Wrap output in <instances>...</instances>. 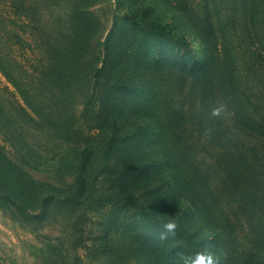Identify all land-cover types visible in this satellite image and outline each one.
I'll use <instances>...</instances> for the list:
<instances>
[{"label": "rangeland", "instance_id": "1", "mask_svg": "<svg viewBox=\"0 0 264 264\" xmlns=\"http://www.w3.org/2000/svg\"><path fill=\"white\" fill-rule=\"evenodd\" d=\"M58 1L81 2L95 20L90 48L75 64L81 73L64 103L63 128L36 126L14 135L17 94L0 70V127L25 146L16 160L28 162L26 171L0 163V264H209V257L211 264H264V0H198L200 16L207 5L218 20L214 40L227 43L235 62L233 70L201 74L196 87L192 64L206 51L200 24L185 10L195 0ZM37 2L43 7L47 0ZM107 41L118 62L97 86L93 72L103 64ZM11 51L23 54L17 44ZM117 87L124 90L117 109L105 114L102 97L113 103ZM131 112L135 123L124 129L118 119ZM97 126L106 130L97 134ZM130 130L138 133L110 145L112 131L120 138ZM0 145L14 157L1 132ZM84 148L90 153L81 160ZM225 153L245 154L236 163L245 169L251 162L258 176L248 169L246 183L221 180L220 198L196 207L175 170L183 171L192 154ZM81 168L88 187L83 199L74 189ZM32 195L62 202L45 203L26 218L9 213L10 196L33 202ZM169 223L176 227L169 230Z\"/></svg>", "mask_w": 264, "mask_h": 264}, {"label": "trees", "instance_id": "2", "mask_svg": "<svg viewBox=\"0 0 264 264\" xmlns=\"http://www.w3.org/2000/svg\"><path fill=\"white\" fill-rule=\"evenodd\" d=\"M203 2H207V0H203ZM37 3V0H0V70L16 90L17 95H15L14 101L16 111L12 132L17 136L24 134V128L42 126L44 130L48 128L54 131L63 128V121H65L68 113L64 103L69 102L72 96L73 83L81 73L75 64L80 58V53L83 50H89L91 32L95 27L93 13L88 10V6L83 5L81 2L77 6L73 2L62 3L58 0H47L43 7L37 6ZM193 3L191 8H185V10L188 11L189 18L193 23L195 21L200 24L196 25L199 26L201 40L206 51L198 64H192L193 67L198 69L197 72L191 74L193 76L191 83L196 87L201 74L216 73L218 75L229 69L233 70L235 57L229 56L227 43L221 40L222 38L219 37V40H214L219 22L211 18L208 6H203V8H206L207 15L200 16L199 13H202V10H200V7L196 8L198 0ZM43 10L47 11L44 15L41 14ZM55 21L59 23L62 21L63 25L54 24ZM15 44L19 45L23 51L20 56L14 55L11 51ZM107 44L108 41L102 50L104 53L102 66L93 72V76L96 78L95 85L97 86L99 79L108 66L112 64L111 62H118L117 59H114V56L113 59L110 58V49ZM4 47L6 49L5 55L2 54ZM82 62L88 63L87 65L90 66L87 60L83 59ZM209 83L212 85V81ZM114 92L117 94V98L113 99V103H110L109 98L102 97L100 108L105 110V114L108 113L107 110L114 111L117 109L114 102L118 100L121 93H124V90L122 87H117ZM161 104L165 107L170 106L168 102H160ZM171 108L166 109L170 126L174 122L173 108ZM133 114L131 112L126 117L118 119L122 123V128L130 129L131 126L128 125L135 123L132 120ZM113 120L112 125L116 127L115 118ZM97 130V134H102L106 128L97 126ZM130 131L129 134H125L120 138H118L116 132L112 131L109 140L110 145L113 142L127 138L129 135L138 133L134 130ZM0 132L3 133L5 140L11 145L14 154L13 157L0 145V163L6 169L15 168L26 171L23 163L27 164L28 162L22 163L16 160L17 157L21 158L20 152L25 146L20 147L14 140V136L5 134L1 127ZM28 148L31 149V145ZM89 153V149L84 148L82 153L79 154L81 160L87 159ZM244 155L241 153H225L214 158L212 155L199 156L198 154H192L188 156L183 171L175 170L174 166H170V168L171 171L175 170L178 186L182 189L185 185L188 186L186 196L191 200V203L204 209L208 199L218 200L220 198V188L224 184L221 180L228 178L237 186L246 183L247 180L252 179L250 173L247 172L248 169H250V172L256 171L257 174L254 177L258 176L256 169L259 168L254 167L251 162L248 164L245 162L247 165L245 169L239 168L240 164L236 163V159H245ZM217 162L223 167L219 169L216 165ZM84 169L81 168L77 174L74 187L76 191L80 192L81 199L88 190ZM243 172L247 173H244L245 179L240 178ZM26 177L29 179L28 184L35 182L29 176L26 175ZM49 189L54 190L56 187L51 183ZM21 192L26 193L23 189ZM45 197L43 196V199ZM32 199L33 202H27L10 196V200L6 204L7 209L13 215L20 213L19 217L26 218V212H35L40 207H44L45 203L62 202L55 196L43 200L32 195ZM70 201L63 202L71 204ZM68 228L67 231H69Z\"/></svg>", "mask_w": 264, "mask_h": 264}, {"label": "clouds", "instance_id": "3", "mask_svg": "<svg viewBox=\"0 0 264 264\" xmlns=\"http://www.w3.org/2000/svg\"><path fill=\"white\" fill-rule=\"evenodd\" d=\"M166 227L171 230L174 229L176 227V225L174 223H169L166 225ZM200 264H203V260L200 261ZM209 264H211V257H209Z\"/></svg>", "mask_w": 264, "mask_h": 264}]
</instances>
